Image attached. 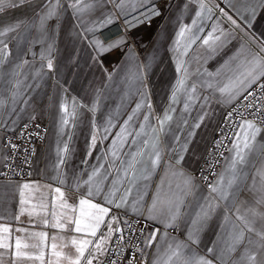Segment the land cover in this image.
Here are the masks:
<instances>
[{
	"label": "crops",
	"instance_id": "0c3cea01",
	"mask_svg": "<svg viewBox=\"0 0 264 264\" xmlns=\"http://www.w3.org/2000/svg\"><path fill=\"white\" fill-rule=\"evenodd\" d=\"M9 2L16 6L0 12V31L15 26L0 35V169L5 135L35 118L48 133L37 149L32 180H0V244L7 245L0 247V264H69L68 257L78 255L73 240L92 242L81 264L92 256V264H102L124 215L153 224L141 264H165L182 242L188 247L171 264L199 256L213 264H250L247 256L254 252L260 261L264 126L256 124L261 133L255 150L237 165V178L228 188L234 144L243 147L244 121L238 126L213 184L227 190L226 199L210 194L194 171L225 108L260 78L245 80L231 95L219 91L251 67L247 61L254 55L264 58V0H82L83 11L71 6L76 0ZM216 4L223 8L216 10ZM53 6L55 14L49 16ZM108 17L112 23L104 25ZM119 38V46L98 53L97 41L107 46ZM156 152L160 160L153 168ZM177 196L183 199L178 219L166 227L169 207L175 211L169 201ZM81 199L109 209L96 236L75 231L77 219L82 229L90 222L81 217ZM209 202V218L193 225L200 206ZM196 229L199 242L193 244L188 234ZM241 230L243 242L230 251ZM153 232L156 239L148 244ZM102 235L106 241L97 251Z\"/></svg>",
	"mask_w": 264,
	"mask_h": 264
},
{
	"label": "built area",
	"instance_id": "2783aa9c",
	"mask_svg": "<svg viewBox=\"0 0 264 264\" xmlns=\"http://www.w3.org/2000/svg\"><path fill=\"white\" fill-rule=\"evenodd\" d=\"M216 5V10L223 8L221 4ZM262 84L264 77H260L223 111L194 171L195 179L206 189L210 190L209 186H213L240 123L253 121L264 126V119H261L264 117V89L260 87ZM249 104L253 106L247 107ZM47 133L46 124L35 118L21 123L14 133L5 135V159L0 169V180H32L36 152L45 142ZM152 226L143 216L124 215L122 226L114 234L102 264H141L146 232Z\"/></svg>",
	"mask_w": 264,
	"mask_h": 264
},
{
	"label": "snow or ice",
	"instance_id": "6c2138e0",
	"mask_svg": "<svg viewBox=\"0 0 264 264\" xmlns=\"http://www.w3.org/2000/svg\"><path fill=\"white\" fill-rule=\"evenodd\" d=\"M20 2L23 3L24 0H20ZM58 3H59V0H57V4ZM81 3H82V0H76V3L71 6L76 8L77 11H83L84 9L79 7ZM5 6L14 7L16 5L10 3L9 0H0V12L4 10ZM84 7L89 8L91 6L84 5ZM117 7H120V5L118 4ZM201 7H203V5H201ZM261 7H264V4H261ZM221 11L223 12V9H221ZM252 12L253 13L255 12V8L252 9ZM54 14H55V7L53 6L52 8L49 9L48 15L52 16ZM152 15H158V12H152ZM197 15L199 16V13H197ZM224 15L228 16L227 13H224ZM228 19L229 21H231L233 25H236L237 27H239V25H237V21L232 19L231 16H228ZM110 23H112V18L111 17L106 18V20L104 21V25L110 24ZM193 23L195 24V21H193ZM10 31H15V26H9L5 28L3 31H0V35H6ZM180 35H183V30L181 31ZM209 38H212L211 33L209 34ZM215 39H219V37H216ZM122 42H123V38H119L116 41H113L112 43L105 46L99 41H97L96 45L98 48V53L107 51L113 47H117ZM203 42L207 44L208 39H205ZM4 48H7V45H4ZM261 52H264V48H261ZM247 63L248 65H251V67L246 68L245 71L241 72L236 77L235 80L230 81L228 84H225L224 87L220 88L219 91L221 93H227L231 95L233 89L235 87H238L239 85H242L245 82V80H248L249 78H251V81L255 82L258 77H264V58H261L259 54H257V55H254L251 60L247 61ZM48 67L49 68L52 67L51 61L48 62ZM241 77L243 78L241 79ZM180 83L182 84L183 82L181 81ZM192 87H193V90H195V85H193ZM260 87L261 89H264V84L260 85ZM249 95H251V93H249ZM246 98L247 97H245V99ZM252 106H253L252 104L247 105V107H252ZM139 107L140 105H137V108ZM131 119L132 117L130 116L129 120ZM145 119H147V117H145ZM165 119H171V117L166 115ZM261 119H264V117H261ZM161 123L163 124V121H161ZM241 128L244 130V135H243V140H242L243 147H241L240 143L234 144L235 157L233 158L232 163H231V171L233 172V177L232 179L228 181V185H227L228 188L232 187V185L235 183V180L237 178L236 177V172L238 171L237 165L244 164L246 162V157L255 150L254 142H256L257 135L261 133V128L257 127L253 121H244L241 124ZM93 140L95 141V136H93ZM261 147H264V145H261ZM159 160H160V154L159 152H156V158L153 159L151 162L153 168L156 167ZM258 175H260L262 179H264V169L259 170ZM188 183H190V181H186V184ZM23 187L28 188L29 186L25 184ZM209 188H210V194L219 192L221 198L223 199H226L228 196L227 190L226 189L221 190L219 186L210 185ZM56 191L60 192V189L57 188ZM60 194L61 196H63V193H60ZM184 194L186 195L187 193H184ZM21 195H23V193H21ZM88 195H92L91 191H89ZM121 199L123 200L124 198L122 197ZM107 203L111 204L112 201L108 200ZM182 203H183V199L180 196H177L176 200L169 201L170 205L175 206V211L172 210V207H169L170 219H169V222L165 225L166 227H171L174 225L175 221L178 219V216L180 213V204ZM79 204H80V209H81V217H87V220L90 222H86L84 224V228L82 229L81 220L77 219L75 221V224H76L75 231L81 232L83 230H87L88 234H90L91 236H96L97 229H99L100 225L104 222V216L107 215V213L109 212V209L107 207H102L98 204L92 203L88 199H81ZM120 206H121L120 204L116 205V207H120ZM155 207H156V199L154 198L152 208H155ZM85 208L94 209L95 213L86 212ZM200 208L201 210L196 212L195 214L196 218L192 220L193 225H196L197 223L205 221L209 218V210L212 209V204L209 202L206 207L204 205H201ZM151 210L152 209H150V211ZM253 214L255 215V213ZM113 219L115 218L113 217ZM237 219L243 221L244 227L247 228L249 232L255 231V229L251 226V223L248 220H246L243 216H237ZM107 226L111 232L112 231L111 223H109ZM117 231L119 230L117 229ZM198 231L199 229H196V231H192V230L189 231V234H188L189 242L193 244L199 242L198 235H197ZM257 235L260 237L261 241H264V232H257ZM120 239H123V237H120ZM155 239H156V232H153L150 234L147 240V243L151 244V242ZM243 240H244V231L241 230L235 235L233 239V244L230 245L229 250L234 251L235 245L242 243ZM105 241H106V237L102 235L100 242L96 244L97 251H100L102 249L103 243ZM90 243L92 242L89 240H82L79 243L76 240H73L72 244L77 245L76 252L78 253V255L74 260L71 257H68L69 264H81V258L84 256L85 249ZM249 243H252V241L250 240ZM0 247H7V245L0 244ZM20 247H21L20 241L17 240L16 241V248H17L16 255L17 256L22 255V253L19 251ZM53 247H55V245H53ZM187 247H188L187 243H183V242L177 243L175 246V249L171 250V255L169 256V259L168 261L165 262V264H171L173 257H176L177 259L181 258L182 256L181 249L187 248ZM169 248L171 249L172 246L169 245ZM259 249H264V243H261L258 245V253L259 255H261L262 259L258 261L257 252H254L251 255L247 256V260L250 262V264H264V252H260ZM208 251L212 252V249H208ZM57 255H59V253H57ZM93 259H95V256H92V258L88 259L87 264H92ZM183 264H213V262L210 259H207L203 256H199V257L185 258L183 260Z\"/></svg>",
	"mask_w": 264,
	"mask_h": 264
}]
</instances>
